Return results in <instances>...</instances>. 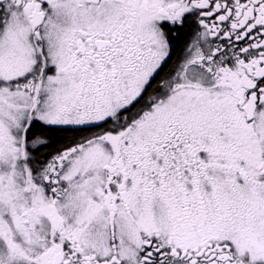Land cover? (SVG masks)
<instances>
[{
    "label": "snow or ice",
    "instance_id": "snow-or-ice-1",
    "mask_svg": "<svg viewBox=\"0 0 264 264\" xmlns=\"http://www.w3.org/2000/svg\"><path fill=\"white\" fill-rule=\"evenodd\" d=\"M0 264H264V0H0Z\"/></svg>",
    "mask_w": 264,
    "mask_h": 264
}]
</instances>
